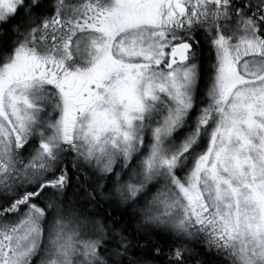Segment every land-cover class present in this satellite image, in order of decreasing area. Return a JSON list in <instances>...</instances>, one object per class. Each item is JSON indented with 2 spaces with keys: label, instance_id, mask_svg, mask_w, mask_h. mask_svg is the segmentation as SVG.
I'll list each match as a JSON object with an SVG mask.
<instances>
[{
  "label": "snow or ice",
  "instance_id": "obj_1",
  "mask_svg": "<svg viewBox=\"0 0 264 264\" xmlns=\"http://www.w3.org/2000/svg\"><path fill=\"white\" fill-rule=\"evenodd\" d=\"M0 264H264V0H0Z\"/></svg>",
  "mask_w": 264,
  "mask_h": 264
}]
</instances>
